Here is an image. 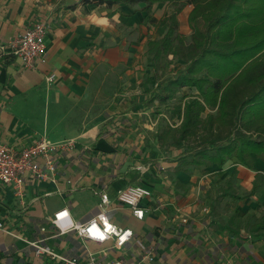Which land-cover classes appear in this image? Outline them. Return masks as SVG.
<instances>
[{
	"label": "crops",
	"instance_id": "crops-1",
	"mask_svg": "<svg viewBox=\"0 0 264 264\" xmlns=\"http://www.w3.org/2000/svg\"><path fill=\"white\" fill-rule=\"evenodd\" d=\"M143 8L142 3L109 9L76 0H0V43L32 23L47 27L45 63L28 69L0 52V142L18 151L40 137L76 141L73 150L54 156L52 179L25 177L22 198L0 184V264H64L36 257L27 244L36 241L79 260L86 250L105 260H141L148 250L145 264H264V237L243 230L231 236L221 229L233 211L243 222L249 215L264 217V188L242 200L222 196L249 193L255 171L227 162L175 174V151L153 160L137 152L145 147L144 130L155 124L146 122L141 108L147 90L140 57L146 42L156 38L155 28L163 32L169 9L166 3L154 4L149 14ZM190 10L178 13L182 34L190 32L182 24L185 20L188 27ZM50 73L55 77L48 84ZM253 166L264 172L259 158ZM130 185L150 192L140 221L115 199ZM101 192L110 200L109 221L132 230L122 248L83 244L75 232L59 235L50 224L52 213L62 208L76 223L95 217ZM77 201L85 207L80 215L74 212Z\"/></svg>",
	"mask_w": 264,
	"mask_h": 264
},
{
	"label": "trees",
	"instance_id": "trees-1",
	"mask_svg": "<svg viewBox=\"0 0 264 264\" xmlns=\"http://www.w3.org/2000/svg\"><path fill=\"white\" fill-rule=\"evenodd\" d=\"M82 2L109 9L142 3L147 14L154 4L166 3L164 33L145 44L146 63L160 79L147 103L166 106L178 100L180 116L157 127L153 138L177 153L175 174L227 162L255 171L247 195L224 191L222 196L242 200L264 188V172L253 166L257 158L264 161V0ZM186 6L191 7L188 36L178 31L177 20ZM221 227L231 236L243 230L252 238L264 237V217L249 215L243 222L233 211Z\"/></svg>",
	"mask_w": 264,
	"mask_h": 264
},
{
	"label": "built area",
	"instance_id": "built-area-1",
	"mask_svg": "<svg viewBox=\"0 0 264 264\" xmlns=\"http://www.w3.org/2000/svg\"><path fill=\"white\" fill-rule=\"evenodd\" d=\"M46 24L35 22L29 28L24 29L6 42L0 43V52H6L17 58L24 68H34L46 61L45 34ZM55 75L50 73L45 77V83L50 84ZM30 146L23 147L18 151L11 149L0 142V184L10 185L14 195L20 199L23 195L24 179L30 175L34 180H49L55 175V155L70 151L75 148L76 141L63 139L51 141L40 137L33 141ZM43 160V165L39 162ZM97 213L95 217L76 223L69 215L67 208L59 209L52 213L50 224L59 235L75 232L85 243L104 244L110 242L113 247L122 248L133 236L129 228L121 229L109 221L107 209L110 200L105 192L98 193ZM150 197V192L142 185H130L118 190L115 199L121 206H127L132 216L141 220L147 209L143 201ZM2 224L0 223V228ZM41 241L28 242L37 257L46 255L51 260L57 259L64 264H145L143 258L149 257V252L144 251L141 260H128L114 258L105 260L93 252L85 251V256L79 260L77 257H64L55 253L52 249L40 244ZM86 249V245H85Z\"/></svg>",
	"mask_w": 264,
	"mask_h": 264
},
{
	"label": "rangeland",
	"instance_id": "rangeland-1",
	"mask_svg": "<svg viewBox=\"0 0 264 264\" xmlns=\"http://www.w3.org/2000/svg\"><path fill=\"white\" fill-rule=\"evenodd\" d=\"M183 19V18H182ZM184 20V19H183ZM188 23V21H187ZM183 24V31H186V29H189V26L187 27L186 21L184 20ZM162 32V27L161 26H157L155 28V31L153 33V36L155 35L156 38H159L162 36V34L164 33V30ZM190 30V29H189ZM179 31V30H178ZM182 31V30H181ZM190 32H188L187 34L184 35H189ZM182 34V33H181ZM144 53H141V64L142 68L140 69V76H141V80L144 82V87L147 91L145 92V95L147 96L145 99H142V103H141V108H143V110H145L147 112L146 115V122L151 126L150 121L153 120V122H155V124L152 127V130H144V143H145V147L144 148H138L137 152H140L139 155H143L145 154L148 156H152V159H155L156 157H166L168 153L167 148H162L158 145V141L156 139L153 138V133L155 132V130L157 129V127L164 125L167 122L173 123V122H177L178 118L180 116V110L176 109V105H178V100H173L171 102H169L168 104H166V106H157L156 102H153L151 105H148V100L150 98L149 95H147V92H152L157 85L160 82V79L158 77V74L153 72L151 70V67L146 63V57H145V46L143 48ZM145 60V61H144ZM168 69L169 68H173L176 69L178 67H175V65L173 64H168ZM150 83V84H149ZM155 85V86H154ZM185 91V90H184ZM158 112V113H157ZM154 118L156 119L154 121ZM170 154V153H169ZM136 156H138V154H136ZM150 161V160H149ZM248 192H244L243 194L246 195ZM251 210V206H249ZM85 211V207L84 204L81 203V201H77V205L74 206V212L77 214H82Z\"/></svg>",
	"mask_w": 264,
	"mask_h": 264
},
{
	"label": "water",
	"instance_id": "water-1",
	"mask_svg": "<svg viewBox=\"0 0 264 264\" xmlns=\"http://www.w3.org/2000/svg\"><path fill=\"white\" fill-rule=\"evenodd\" d=\"M76 1L82 2V0H76Z\"/></svg>",
	"mask_w": 264,
	"mask_h": 264
}]
</instances>
